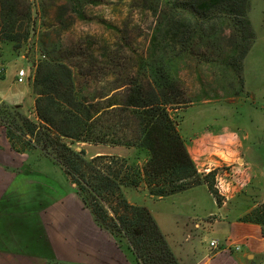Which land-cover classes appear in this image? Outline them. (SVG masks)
Returning <instances> with one entry per match:
<instances>
[{
    "label": "trees",
    "instance_id": "16d2710c",
    "mask_svg": "<svg viewBox=\"0 0 264 264\" xmlns=\"http://www.w3.org/2000/svg\"><path fill=\"white\" fill-rule=\"evenodd\" d=\"M18 4L24 10L19 11ZM147 4L159 16L152 45L162 35V54L141 59L139 69L127 80L90 95L77 85L76 78L84 76L80 69L75 73L61 60L40 58L33 63L30 82L35 118L22 113L20 105L0 102V124L11 149L26 153L38 148L63 171L83 208L128 264H179L150 209L129 202L124 191L141 185L148 196L163 198L205 184L220 203L217 170H197L178 128L180 118L170 113L188 103L170 67L183 50L192 51L195 38L216 39L228 31L232 60L238 61L240 71L255 35L248 17L250 0H154ZM32 5V0H0V43H11L14 50L20 47L34 30ZM74 7L81 17V10ZM178 42L182 48L176 47ZM75 142L121 145L142 152L145 159L139 165L130 160L133 157L116 154L88 158L84 149L72 146ZM239 219L260 225L264 234V200ZM45 264L120 263L50 257Z\"/></svg>",
    "mask_w": 264,
    "mask_h": 264
},
{
    "label": "rangeland",
    "instance_id": "374dc122",
    "mask_svg": "<svg viewBox=\"0 0 264 264\" xmlns=\"http://www.w3.org/2000/svg\"><path fill=\"white\" fill-rule=\"evenodd\" d=\"M32 1L34 30L21 41L17 50L12 48L11 43H0V102L6 105L18 103L19 110L31 118H35L36 113L30 82L33 63L38 59L49 57L61 60L70 65L75 73L77 68L80 69L84 76L76 78L77 85L90 95L127 80L139 69L141 59L165 51V42L160 34L154 47L152 45V34L159 16L147 2L154 0ZM72 5L81 10V17L74 12ZM17 9L24 10L23 4H18ZM248 17L255 39L242 60L240 71L238 61L232 60L231 45L226 37L228 31L216 39L195 38L192 51L185 49L179 58L172 61L170 70L183 86L188 99L184 106L170 111L173 117L182 119V135L190 136L205 125L225 126L252 138L263 134L264 0H250ZM205 26L204 33L207 31ZM180 44L178 42L176 47L182 48ZM21 68L27 76L22 83H16L15 75ZM197 94L212 100L201 104L192 99ZM1 127L0 136H3L4 128ZM72 146L76 150L84 149L88 158L94 156L96 150L108 149L105 145L98 147L86 142H75ZM26 153L29 164L41 169L46 167L48 174L62 176L61 169L40 149L34 148ZM129 157H133L130 160H136L139 165L145 159L142 152H134ZM208 169L204 173L217 170ZM64 179L69 183V179ZM262 192L244 199L248 205H256L261 202ZM142 193L147 195L141 185L124 191L129 202L140 205ZM104 238L105 246L111 250L107 253L105 247L104 261L128 264L115 244L106 235ZM112 252L117 255L114 254L111 259L109 255ZM7 264L27 263L17 261Z\"/></svg>",
    "mask_w": 264,
    "mask_h": 264
},
{
    "label": "crops",
    "instance_id": "0c3cea01",
    "mask_svg": "<svg viewBox=\"0 0 264 264\" xmlns=\"http://www.w3.org/2000/svg\"><path fill=\"white\" fill-rule=\"evenodd\" d=\"M16 78V83L23 82ZM192 99L201 104L212 100L198 94ZM182 136L198 171L217 169L220 203L205 184L163 198L142 193L139 202L152 212L179 264H264L260 225L239 219L255 205H248L245 197L263 191L264 200L262 135L252 138L225 126L205 125ZM0 137V264H45L50 257L105 263V247L111 252L105 233L83 208L72 183H66L63 171L57 177L46 167L29 164L27 153L11 149L4 133ZM93 145L108 147L93 155L134 153L121 145ZM212 239L217 240L215 247L209 244Z\"/></svg>",
    "mask_w": 264,
    "mask_h": 264
},
{
    "label": "built area",
    "instance_id": "2783aa9c",
    "mask_svg": "<svg viewBox=\"0 0 264 264\" xmlns=\"http://www.w3.org/2000/svg\"><path fill=\"white\" fill-rule=\"evenodd\" d=\"M27 76V74H25V71L24 69H19V71L17 72V78L16 80L18 82H22L24 80V78ZM210 246H213L215 247L217 245V240L215 239H212L210 242H209Z\"/></svg>",
    "mask_w": 264,
    "mask_h": 264
}]
</instances>
